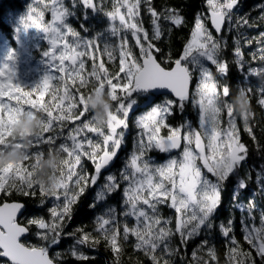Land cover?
Returning <instances> with one entry per match:
<instances>
[{"label":"snow or ice","instance_id":"snow-or-ice-1","mask_svg":"<svg viewBox=\"0 0 264 264\" xmlns=\"http://www.w3.org/2000/svg\"><path fill=\"white\" fill-rule=\"evenodd\" d=\"M236 3L206 0L207 12L196 15L178 47L171 42L173 28L185 27L187 21L151 0H71V7L65 0L31 4L25 23L50 34L52 47L45 55L58 75L26 90L13 82L7 65L0 67V155L24 147L16 139L13 117L41 120L25 157L11 170L9 163L0 164V255L10 258L8 264H60L57 249L65 237L74 240L71 255L82 260L89 259L82 246L95 248L103 240L114 256L112 264H120L126 245L150 264H257L241 248L234 216L218 225L223 257L214 242V221L230 176L237 178L232 200L241 212L243 240L264 264V209L257 226L256 204L245 208L238 202L245 188L240 166L248 156L238 122L256 139L250 77L260 78L255 90L264 106V47L246 60L244 45L253 40L264 45V32L246 36L240 25L253 27L247 17L233 23ZM258 7L264 20V4ZM77 10L85 20L90 15L101 23L106 20V27L82 34L88 27L81 23L77 29L69 21ZM142 10L149 14L150 28L144 26ZM46 12L50 19H45ZM225 24L227 32L236 31L231 44L227 35H217ZM226 51L239 73L235 92L217 79L227 76ZM94 96L108 101L103 124L94 115ZM188 105L197 112L198 127L170 119ZM132 131L131 151L124 149L122 166L116 168L114 157L126 132ZM53 151L62 153V160L46 185L34 173ZM154 153L166 158L158 160ZM257 182L264 194L260 174ZM16 194L36 197L43 207L33 210ZM77 205L80 219L89 217L90 230L83 223L67 230ZM162 206L172 214L164 215Z\"/></svg>","mask_w":264,"mask_h":264},{"label":"trees","instance_id":"trees-1","mask_svg":"<svg viewBox=\"0 0 264 264\" xmlns=\"http://www.w3.org/2000/svg\"><path fill=\"white\" fill-rule=\"evenodd\" d=\"M154 6L158 8L167 7L170 9L176 10L185 21H187V26L185 27H174L173 28V37L172 44L175 46H179L182 38H184L188 33L190 28L194 24L195 17L200 12H207L206 8V0H151ZM237 7L232 10L233 13V23L235 24L236 20L240 17H247L250 23H253V27H246L244 25H240L241 30L248 37H259L261 32H264V20H261L260 14L261 9L258 5L264 4V0H237ZM32 2L31 0H0V34H2L11 44L14 43V25L12 24V16H18L20 14L28 12ZM69 7H71V0H68L66 3ZM47 18L50 19V13L46 12ZM141 15L144 17V26L145 28H150L147 12L142 10ZM70 23L77 29H80L81 23H83L86 27H88L89 32L82 34H92L94 31H102L106 27L105 22H98L97 18L93 15H90L87 20L84 19L83 11L77 10L76 16L69 17ZM209 26L211 27L210 23ZM227 24L225 25L224 31L221 35H227L229 37V42L231 44V37L236 34L234 29L233 32H227ZM260 47H264L257 42V40H253L251 45H244L246 60L250 59V54L256 52L258 55V49ZM45 49L44 43L40 44V47L35 48L34 55L35 57L41 56V51ZM165 51L167 48L165 47ZM226 60L228 62V72L227 76H217V79L221 84H228L230 89L235 92L237 88V84L239 81V73L237 71V65L234 63V57L232 56L230 51H226ZM252 66L259 67V61H252ZM247 67V65H246ZM249 83L254 86V94L251 99V109L254 113V119L251 120V125L253 127L256 139L253 140L252 137L247 133V131L243 128L242 121H239V131H240V139L242 142L246 143L248 148V156L245 157V161L241 163L240 166V178L245 181V188L241 189V199L238 202H242L247 207L249 202L255 203L256 208L254 210V215L257 217L256 224L259 226V214L261 209H264V194L260 191V185L257 182V175L260 174L261 180H264V106H261L257 100L259 97L258 91H256V87L260 84L259 77H250ZM48 99V97H45ZM37 118H34L36 120ZM172 123L181 124L185 122H191L193 127H198V116L196 110L191 106H186L183 113L180 111H176L170 117ZM132 125H130V128ZM17 137L21 138L22 135L20 133L16 134ZM134 136V131L126 132V140L123 145V152L119 158V161L116 164V168L122 166V157L125 155L124 149L127 151H131L132 139ZM23 144L26 143L25 140H22ZM25 145V144H24ZM157 155V159L161 156L166 158V154L159 153ZM43 160V159H42ZM42 160L40 161L39 167L36 169L34 175L36 176L37 170L41 167ZM89 169H91V163H88ZM115 170V169H114ZM237 183V178L230 176L228 180L225 182L223 192L221 194V202L218 205V216L215 218V227L213 230V238L221 257L224 255V246L222 244V238L219 234V223L221 221L227 222V219L230 216L235 217V228H236V236L240 241L241 248L245 251H249L251 256L256 260L257 264H260V257L255 250L249 248L246 241L243 240L242 233L240 231L239 218L241 215L240 209L235 208L233 206L232 200V192L234 191L235 185ZM85 195H88L87 193ZM3 196V193L0 192V197ZM16 199L25 203L27 207L36 210L40 209L43 206L39 204V200L36 197L31 198L29 200L27 197H21L20 194H16ZM83 200V197L81 198ZM82 209L79 205L74 207L73 212V220L68 222V229L72 230L77 227L78 223L88 224V230L91 228V224L89 222V217H84L80 219ZM161 212L164 215H171V211L168 207L162 206ZM36 215H46V212L36 211ZM91 216V213H89ZM74 243L73 238L65 237L61 241L60 248L58 251H61L62 256L60 258V264H112L114 256L113 254L104 246L103 240H101L100 244L95 248H91L87 245L82 246L80 250L84 251L89 259L82 260L77 257L71 255L69 251V247ZM177 243V241H174ZM195 245H190L194 247ZM52 254L50 250V255ZM190 255V251H189ZM173 259L178 260L179 257H174ZM0 263L7 264L4 261L0 260ZM120 264H150V261L144 257L142 254L137 255V253L133 252L131 247L125 246L123 255L120 258ZM223 264V260L221 261Z\"/></svg>","mask_w":264,"mask_h":264},{"label":"rangeland","instance_id":"rangeland-1","mask_svg":"<svg viewBox=\"0 0 264 264\" xmlns=\"http://www.w3.org/2000/svg\"><path fill=\"white\" fill-rule=\"evenodd\" d=\"M33 6H35V0H31ZM68 0H65L67 3ZM30 9V8H29ZM28 12L20 14L18 16H12V24L14 25V43L11 44L2 34H0V67L4 65L8 66V71L12 76L13 82L25 88L26 90H31L36 88L46 76H57L56 69L53 67V61L50 56H46L45 53L52 47L51 38L49 33H45L41 29L35 27H29L25 23L26 18L29 14ZM45 19L47 15L45 13ZM44 43L45 49L40 50L41 56L35 57L34 52L35 48H39L40 44ZM57 52L61 49L57 47ZM46 97V96H45ZM35 98V97H34ZM45 100H47L45 98ZM33 121V117H24L21 118L19 115L11 119V123L15 126L14 131L15 135L17 132V127L22 123L23 120ZM39 131V130H38ZM37 131V132H38ZM36 132V133H37ZM27 127L24 128L20 134L21 138L17 137L16 139L23 142L24 139L25 145L31 141L33 142L36 133H31ZM13 130L9 129L8 135H12ZM23 144V145H24ZM20 150H25L18 148L15 150H10L8 152H16ZM16 161L9 163V169L15 166ZM7 263V261H5ZM3 264V263H0Z\"/></svg>","mask_w":264,"mask_h":264},{"label":"clouds","instance_id":"clouds-1","mask_svg":"<svg viewBox=\"0 0 264 264\" xmlns=\"http://www.w3.org/2000/svg\"><path fill=\"white\" fill-rule=\"evenodd\" d=\"M108 101L103 97L94 96L93 105H94V115L98 117L97 123L103 124L106 119ZM41 120L37 118L33 121L23 120L22 123L17 127V132L20 133L24 130L25 127L31 133H36L40 128ZM31 141L28 144L24 145L25 150H20L16 152H8L0 155V164L7 165L12 161L22 160L28 151L31 149ZM62 160V153L59 151L50 152L46 157L43 158L41 167L37 170L36 179L40 182H43L46 185H49L53 182L54 170H58Z\"/></svg>","mask_w":264,"mask_h":264},{"label":"water","instance_id":"water-1","mask_svg":"<svg viewBox=\"0 0 264 264\" xmlns=\"http://www.w3.org/2000/svg\"><path fill=\"white\" fill-rule=\"evenodd\" d=\"M237 5H238V3H236V5L233 7L232 10H234V9L237 7ZM209 23H210V22H209ZM225 25H226V24H225ZM224 28H225V26H224ZM224 28H222L221 33H219V34H217V35H221V34L223 33V31H224ZM121 152H122V149H121V150H118V152H117V156L114 157V162H115V163L117 162V160H118V158H119ZM0 259L5 260V261H7V262L10 261V258H8V257H4V256H2V255H0Z\"/></svg>","mask_w":264,"mask_h":264},{"label":"bare ground","instance_id":"bare-ground-1","mask_svg":"<svg viewBox=\"0 0 264 264\" xmlns=\"http://www.w3.org/2000/svg\"><path fill=\"white\" fill-rule=\"evenodd\" d=\"M2 261V259H0Z\"/></svg>","mask_w":264,"mask_h":264}]
</instances>
